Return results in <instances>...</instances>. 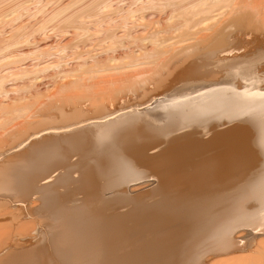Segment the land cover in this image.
<instances>
[{"label":"bare ground","instance_id":"obj_1","mask_svg":"<svg viewBox=\"0 0 264 264\" xmlns=\"http://www.w3.org/2000/svg\"><path fill=\"white\" fill-rule=\"evenodd\" d=\"M42 3L43 24L19 18ZM22 8L0 12V264H264V73L229 61L264 41V0ZM206 122L213 134L193 138ZM235 173L241 191L206 194ZM72 189L87 197L58 203ZM46 209L48 231H19L16 218ZM177 234L182 244L166 248Z\"/></svg>","mask_w":264,"mask_h":264},{"label":"rangeland","instance_id":"obj_2","mask_svg":"<svg viewBox=\"0 0 264 264\" xmlns=\"http://www.w3.org/2000/svg\"><path fill=\"white\" fill-rule=\"evenodd\" d=\"M1 1V0H0ZM19 1H21V2H19ZM33 2V0H28V1H24V0H14V1H11V0H5V1H2V2H0V4H2V7H0V12H3L0 16L1 17H7L6 15H8L7 13H10V12H14L15 11V7H16V11H19V9L20 8H22V6L25 4H27V3H30V2ZM3 2H4V5H5V7H4V5H3ZM6 2V3H5ZM8 2V3H7ZM10 2V3H9ZM24 3V4H23ZM11 4V5H10ZM20 4H22V5H20ZM34 4H36V2L34 3ZM38 4V3H37ZM40 4V3H39ZM9 5V6H8ZM16 5V6H15ZM18 5V6H17ZM42 5V6H41ZM41 5H38V7L37 6H35V8L34 7H32L31 9H32V11L30 10V9H25L28 13H25V10L23 11V8L22 9H20L21 11H19L18 13V15H21L19 18H22V19H26V20H28L30 23L32 22V21H34L35 19H37V20H35L34 22H36V23H31V25H39L40 23L41 24H43L44 23V21H47V23H48V20H50L49 18H51V16H52V13H56L59 9V7L61 6L60 5V2H59V4L57 5V3H56V6H55V4L52 6V9L50 8L51 7V5L49 6V8H48V6L46 7L45 6V4L44 3H42ZM44 5V6H43ZM1 6V5H0ZM8 6V7H7ZM13 6H15V7H13ZM20 6V7H19ZM41 7H42V9H41ZM46 7L47 9H46V11L43 13V12H40V13H42L43 14V20L44 19H46V20H41L42 18L40 17V16H42V14H39V11H38V8H39V10L40 11H44V8ZM58 7V8H57ZM3 10H2V9ZM8 8V9H7ZM12 8V9H11ZM37 8V9H36ZM33 9H34V11H33ZM56 9H58V10H56ZM6 10V11H5ZM8 10V11H7ZM11 10V11H10ZM29 10L31 11V13H29ZM23 11V12H22ZM36 11H38L37 13H36ZM53 11H55V12H53ZM32 12H33V14L36 16V14L37 15H40L39 17L38 16H36V17H34V15H32ZM47 12V13H46ZM21 13V14H20ZM24 13V14H23ZM36 13V14H35ZM51 15H50V14ZM4 14V15H3ZM27 14V15H26ZM29 14V15H28ZM24 15H26V16H24ZM45 16H46V18H45ZM24 17V18H23ZM31 17L33 18V19H31ZM41 18V19H40ZM30 19H31V21H30ZM39 19V20H38ZM43 22V23H42ZM46 23V22H45ZM40 24V25H41ZM36 29V28H35ZM34 29V30H35ZM32 32V31H31ZM258 41V39L256 40V41H254V42H252V43H250V45L249 46H244V47H241L240 49H236L232 54H230L229 55V61H231L234 57H236V56H238V57H241L242 56V58L241 59H237V60H233V61H238V62H241L242 61V63L244 62V63H247L248 65H251V64H253L254 66H253V68H255V69H257V71H258V73H259V75H261V72H263L264 73V41H261V42H257ZM244 44H246L245 42H243ZM234 54V55H233ZM233 56V57H232ZM248 62H250V63H248ZM252 62V63H251ZM208 64V66H209V63H206V65ZM207 66V67H208ZM204 70V69H203ZM262 70V71H261ZM205 71V70H204ZM263 75V74H262ZM205 79V81H211L212 79L210 78V77H208V78H204ZM203 79V80H204ZM203 80H201V82H204ZM189 82V81H188ZM196 83V82H195ZM185 84V83H184ZM181 85H183V83H181ZM179 83L177 84V86H181ZM236 85H238V84H236ZM260 88L263 90L264 89V82H263V84L261 83V86H260ZM207 123H209L210 124V126H209V128H208V131H207V133H208V135H203V134H201L200 132H197V133H195V134H192L193 135V138H196V137H198L197 139H203V138H205V140L206 139H208L209 137H210V135L211 134H213V132H210L209 131V129L213 126V124H214V122H212V123H210V122H206V124ZM237 123H240V122H236V124ZM228 125H230L229 123H228ZM227 123L225 124L224 123V125H222L221 127H219V129H225L227 126ZM235 125V124H234ZM79 126H82V124L81 125H79ZM247 126H249L250 127V125H247ZM74 129L75 128V126H72V127H70V128H68V130H70V129ZM63 131H66V129H64V130H60V131H56L57 133H63ZM55 132V133H56ZM211 133V134H210ZM174 134L175 135H177V132H174ZM174 134H172V135H174ZM210 134V135H209ZM253 134H254V131H253ZM171 135V134H170ZM169 135V136H170ZM199 135H200V137H199ZM169 136H166V138H168ZM203 137V138H202ZM204 140V139H203ZM159 149V148H158ZM215 151L216 150H213V151H211L212 153H215ZM152 152H154V150L153 151H150V153H152ZM211 152H209V153H211ZM208 153V154H209ZM211 153V154H212ZM207 154V155H208ZM76 159V157H74L73 158V160H75ZM258 168V167H257ZM256 168V169H257ZM254 172V171H253ZM240 173V172H239ZM239 173L237 174V173H235V177H236V174H237V177L235 178V177H233L234 178V180H232V182H231V184L232 185H229V186H226V181H224V183L223 182H221L220 183V185H222V186H219L216 190H214L213 188L216 186L215 184H217V185H219L218 183H215V182H213V183H215V184H213L212 182H209V183H212L211 185L210 184H208V183H205L206 184V188H207V186H210L209 188H211V187H213V188H211V190H214V192L213 191H211V190H209V188L208 189H206L208 192H206V194L208 193V194H214V193H217V191L219 190H221V189H223V188H225V187H227V192H231V191H233V190H235V189H237V190H235V191H241V189H240V187H242V186H244L245 184H246V182H245V179L246 178H244V181H243V176H241V175H239ZM55 174H56V172L54 173V175H52V177L50 178V180L52 181V179H54L53 178V176L55 177ZM241 174V173H240ZM239 176V177H238ZM239 178V179H238ZM237 179V180H236ZM240 179H242V183H244L243 185H241V182H239V181H241ZM156 179H152V181H155ZM44 182L45 181H47V180H43ZM248 181V180H247ZM251 181V180H250ZM236 182H238V184H240V187L238 186V188L236 187L238 184H235ZM205 184H203V185H205ZM236 186H235V185ZM235 187H234V186ZM155 186V187H154ZM157 186H158V183L157 182H153V184L152 185H150V186H148V187H146L145 189L143 188L142 190H141V192H144V193H146V194H149V193H151V191L153 190V188L154 189H156L157 188ZM217 187V186H216ZM229 187V188H228ZM231 188V189H230ZM235 188V189H234ZM148 189V190H147ZM151 189V190H150ZM203 190L202 191H200L201 193H199V191L196 193V192H194V191H192L191 192V190H189V188H183L182 189V194L181 195H183V193L185 192H187V193H189V192H191L192 193V195L190 196V194L191 193H189V199H190V197L191 198H200L201 196H207L204 192L206 191L205 190V187H203L202 188ZM72 190H75V189H72ZM72 190H70L71 191V193H70V191L67 193V196L68 197H70V199L73 201L72 203H69V202H71V200H66V198H68L67 196H64V194L61 196V202L59 201L58 203H64V204H66L65 206H68V205H73V204H75V203H77V202H80L84 197H87L86 196V194L85 193H83V194H85V195H83V194H81L82 192H80V194H79V191L78 190H75V191H73V195H72ZM76 191H78V193L76 192ZM154 191V190H153ZM204 191V192H203ZM209 191H210V193H209ZM218 191V192H219ZM222 191H224V190H222ZM234 191V192H235ZM140 192V191H139ZM213 192V193H212ZM75 193H77V194H75ZM114 193L115 192H112V195H114ZM136 192H133L132 194L134 195ZM167 192H163V193H161L160 195H153V198H152V195H148V196H146L145 197V201H149L150 203L151 202H155V201H159V200H162V199H164V198H169V197H167L166 195H168V193L166 194ZM204 193V194H203ZM69 194V195H68ZM75 194V195H74ZM163 194V195H162ZM195 194V195H194ZM78 195V196H77ZM82 195L84 196V197H82ZM165 195V196H164ZM170 195V194H169ZM168 195V196H169ZM176 195V193H172L171 194V198H172V196H175ZM74 196V199H72L71 197H73ZM76 196V197H75ZM80 196V197H79ZM155 196V197H154ZM187 196H188V194H187ZM62 197H64L63 199H62ZM78 197V199H80L81 197V199L80 200H78V199H76ZM157 197V198H156ZM160 197V198H159ZM161 197H162V199H161ZM154 199V200H153ZM60 200V199H59ZM64 200H66V201H64ZM74 200H76V202H74ZM128 207H130V209H128ZM128 207H126L127 208V210H132L133 209V206L132 205H129ZM51 209H46V210H43L42 212H43V215L41 214V212H39L38 214H35V215H33V214H26V215H23V218H22V215L21 216H19L18 218H16V220L17 219H19V221L20 222H18V220L17 221H15V222H17V223H15L17 226H21V228H23V229H21L20 227H17L16 225H14L15 226V228H14V226H13V230L15 231H17L18 232V230H17V228L19 229V231H23V230H25L27 227H29V228H31L32 229V227H34L35 229H37V227L39 228V227H42L43 229L45 228L47 231L49 230V227H48V223L46 224V223H44V220L43 219H45V217H47V216H49L50 217V211ZM44 211H46L45 213H47V216L46 215H44L45 213H44ZM49 213H48V212ZM139 214H143V212H139ZM30 215H31V217H30ZM33 215V216H32ZM42 215V216H41ZM133 215H135V214H133ZM28 216V217H27ZM36 218H35V217ZM34 217V218H33ZM37 218H38V220H42L41 221V223L43 224V225H40L39 224V221L37 220ZM42 218V219H41ZM51 219H53V218H51ZM51 219H50V221H51ZM24 221V222H23ZM26 221V222H25ZM23 222V223H22ZM38 222V223H37ZM135 221H130L129 222V224L130 225H134V224H136V222L134 223ZM20 223H22V224H20ZM35 223V224H34ZM37 223V224H36ZM31 226H30V225ZM40 226H39V225ZM23 225V226H22ZM36 225H38V226H36ZM47 226V227H46ZM177 228H179V227H182L181 225H179V226H176ZM176 227H174V228H176ZM186 227H188V226H185V228ZM33 228V229H34ZM251 230V229H250ZM15 231V232H16ZM160 234L162 233V232H159ZM257 235H260V236H262V235H264V232H255ZM185 235V234H177L176 236H174L175 238H170V239H167V241H170L171 242V244H169V247L168 246H166V248H170L171 246H172V248L174 247V246H177V245H179V244H182V237ZM170 236H172V235H170ZM263 237V236H262ZM251 238H249L248 240H246V239H243V243L244 244H247V243H249V241H252V239L250 240ZM176 240V242L175 243H173L174 241ZM49 242V243H48ZM247 242V243H246ZM47 243H48V245H47ZM169 243V242H168ZM49 244H50V249H52V247H51V241L49 240V238H48V240H47V242H46V249H48V250H50L48 247H49ZM253 246V245H252ZM251 247V246H250ZM249 246H247L246 248H245V251H247L248 250V248H250ZM166 248H165V250H166ZM172 248H170L171 250H172ZM169 250V249H168ZM52 251V250H51ZM167 251V250H166ZM171 252V251H170ZM174 253H176V250H173V252L171 253L172 255L174 254ZM166 261V262H165ZM168 261V262H167ZM173 264L172 263V259L170 258V257H162V258H159V259H157L156 261H155V264Z\"/></svg>","mask_w":264,"mask_h":264}]
</instances>
